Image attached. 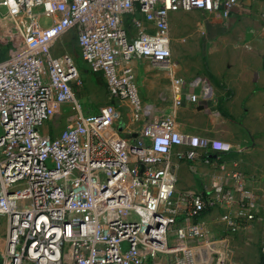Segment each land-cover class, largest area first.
Listing matches in <instances>:
<instances>
[{
  "label": "built area",
  "instance_id": "obj_1",
  "mask_svg": "<svg viewBox=\"0 0 264 264\" xmlns=\"http://www.w3.org/2000/svg\"><path fill=\"white\" fill-rule=\"evenodd\" d=\"M237 3L0 0V17L15 30L25 28L22 47L0 59V225L5 228L0 264H144L156 253L173 255V264H198L186 244L198 241L202 230L197 222H177L171 155L192 160L202 152L203 162L211 164L210 154L230 151V143L183 134L165 117L148 144L136 140L129 146L132 161L120 157L99 138L113 108L80 113L77 67L68 54H54L52 46L60 34L73 31L81 61L101 75L108 95L130 104L139 119L144 109L131 60L146 59L172 73L169 14L201 9L228 16ZM18 16L26 18L23 25ZM43 16L50 19L46 26L39 22ZM172 81L178 92L187 86L189 102L212 94L209 80L200 75ZM183 89L175 97L178 105ZM63 102L78 108L77 120L49 136L42 127L50 107ZM214 190L232 202L229 190L219 185ZM178 201L190 218L215 204L191 191L179 194ZM228 224L237 227L234 220Z\"/></svg>",
  "mask_w": 264,
  "mask_h": 264
},
{
  "label": "rangeland",
  "instance_id": "obj_2",
  "mask_svg": "<svg viewBox=\"0 0 264 264\" xmlns=\"http://www.w3.org/2000/svg\"><path fill=\"white\" fill-rule=\"evenodd\" d=\"M0 11L4 12V8L1 7ZM177 13L184 15V20L170 23L173 41L172 73H166L160 65L146 59L131 61L144 109L139 119L126 101L113 100L106 91L101 75L81 61L73 31L63 33L52 46L54 54H68L77 67L78 83L74 86V93L80 113L95 115L109 106L113 108L99 130V138L112 144L111 150L128 161L133 160L129 146L136 140H140L142 145L148 144L151 134L157 130V122L162 118H171L175 127L188 135H194L196 127L205 126L210 121L202 117L195 107L175 103V97L185 85L178 92V87L172 81L174 77L187 82L195 75L203 74L212 85L225 88L226 97H229L233 93V86L242 83L246 73L256 75L257 64L262 61L261 57L258 59L253 53L249 55L252 65L247 68L242 59H245V52L257 39L264 40V0H249L238 13L228 16L199 9ZM25 19L18 16L22 25ZM39 22L46 26L50 19L43 16ZM24 30V27H21V31L13 29L7 18L0 17V59L22 47L20 37ZM222 52H225L224 56ZM233 62L237 65L235 68L232 67ZM78 114V108L71 102L52 104L42 131L49 136H56L67 125L74 123ZM114 138L119 139V146H114ZM4 229L0 225V234ZM216 244L205 243L197 250V256L192 250L195 261L198 264H253L246 252L236 249V238L233 244L228 242V246Z\"/></svg>",
  "mask_w": 264,
  "mask_h": 264
},
{
  "label": "crops",
  "instance_id": "obj_3",
  "mask_svg": "<svg viewBox=\"0 0 264 264\" xmlns=\"http://www.w3.org/2000/svg\"><path fill=\"white\" fill-rule=\"evenodd\" d=\"M247 1L249 0H238L230 14L238 13ZM177 12L180 11L169 14L172 56L170 23L184 20V15ZM257 40L245 52V59H242L248 68L252 65L249 58L253 53L258 59L262 58L261 63L257 64L256 75L246 73L244 81L233 86L231 96L226 97L225 88L214 86L210 81L212 94L209 98L204 99L198 95L195 102H189L185 99V94L189 91L187 86L181 92L183 102L180 105L193 106L202 117L210 120L207 125L196 127L194 135L219 138L231 145L228 152L210 154L211 164L203 162L202 152L192 160H178L174 154L171 155L176 178L173 199L180 212L177 222L181 219V223L186 226L197 222L202 230V237L198 241H189L186 244L196 256L199 254L197 250L205 243H222L228 246V242L233 244L236 238L237 250L246 252L251 263L264 264V255L261 252L264 248V40ZM224 54L222 52V56ZM235 66L237 65L233 62L232 67ZM164 71L168 73L167 70ZM199 75L207 78L203 74ZM113 143L114 146L120 145L118 138H114ZM180 148L183 146L175 149ZM217 185L229 190L235 200L233 198L230 202L216 197L214 188ZM185 191L204 193L212 197L215 204L195 218L186 217L184 208L178 201L179 194ZM248 214L252 218H248ZM233 220L237 223L235 229L228 224ZM207 258L209 261V254ZM171 259L169 254L156 253L149 255L144 264H173Z\"/></svg>",
  "mask_w": 264,
  "mask_h": 264
},
{
  "label": "bare ground",
  "instance_id": "obj_4",
  "mask_svg": "<svg viewBox=\"0 0 264 264\" xmlns=\"http://www.w3.org/2000/svg\"><path fill=\"white\" fill-rule=\"evenodd\" d=\"M61 36H62V34H60L59 38H61ZM167 69H169V68H167ZM171 69H172V68H171Z\"/></svg>",
  "mask_w": 264,
  "mask_h": 264
}]
</instances>
